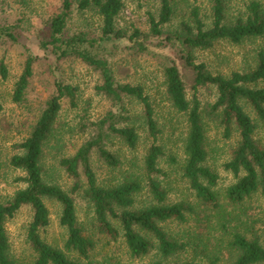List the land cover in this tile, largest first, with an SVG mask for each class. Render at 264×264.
Returning <instances> with one entry per match:
<instances>
[{"label":"trees","instance_id":"16d2710c","mask_svg":"<svg viewBox=\"0 0 264 264\" xmlns=\"http://www.w3.org/2000/svg\"><path fill=\"white\" fill-rule=\"evenodd\" d=\"M210 2L211 22L208 26L201 18L198 8L193 7L190 13L192 23L182 22L179 30L172 34L163 30V26L168 24L172 17V0H158L157 16L151 12L147 13L149 36L152 39H161L165 44L173 42L177 45L182 63L192 75L194 92L206 84L216 88L217 98L212 107L219 108L225 137H229L233 129L238 133V140L230 158L222 164L223 169L230 173L234 180L220 188L218 173L206 164L205 122L199 102L195 96L191 100L187 99L178 66L171 62L164 67L166 96L174 109L186 118L187 132L183 141L181 174L194 192L196 202L201 206L210 205L213 209V213L206 216L207 227L212 229L215 226L210 225L212 222L218 225L219 235L213 242L212 249L208 251L209 246L205 244L202 251L197 252L194 257L203 259V255L211 258L210 261L215 264L220 261L222 251L226 247L230 249L229 255L233 258L230 264H264V240L262 241L256 233L247 236L239 227H231V224L238 220L239 214L229 209H238L256 194L264 195V145H260L255 139L257 123L244 109V104L252 108L260 127L264 130V85H259L264 82V50L257 51L253 69L244 72L233 71L228 76L211 73L206 64L197 62L193 55L194 50L209 49L219 40L240 44L246 39L264 36V7L260 1L251 0L246 5L243 17L227 22L224 0ZM74 3L79 10L89 9L97 13L101 20V40L108 41L124 37V33L116 25L123 2L61 0L60 11L49 20V40L42 44L44 49L51 46L56 57L73 54L99 70L103 82L98 88L116 105L117 112L96 123L94 135L72 156L59 159L60 166L75 179L72 191L80 189L81 175L84 177V193L92 206L94 231L90 232L78 221L71 194L44 179V147L53 133L56 118L61 110V101L68 98L74 103L76 97L74 86L56 79L55 92L46 101L30 134L18 145L20 152L10 158V164L24 172L21 180L25 186L18 189L6 203L0 202V264H18L12 257L5 224L23 205L32 208V219L26 231V241L33 251L30 264H82L83 260L91 264L100 234L110 238L107 244L109 241L115 243L121 238L127 255L132 259H141L150 253L151 249H156L158 259L150 264H169L165 261L176 256L189 243L177 241L169 236L160 223L169 220L185 223L189 217L196 218L200 211L193 204L185 202L166 203L167 189L154 176H166L159 165L165 153L159 143L160 129L150 97L141 85L115 82L107 62L96 58L84 46L88 41L83 35L65 36L66 22ZM16 28L17 25L13 24L0 26V42L2 39L17 41ZM129 38H134L135 41L141 38L138 42L142 46L146 36L141 35L139 30H134ZM26 51L24 67L12 93L14 101L22 99L32 75L35 57ZM0 70L1 75L5 77L7 71L4 63L0 65ZM126 99L136 101L141 110L131 113L125 103ZM143 132L151 139L142 158L144 172L139 175L133 170H128L116 184L100 185L91 166V152L96 150L108 165L116 167L120 163L119 158L107 150L106 139L115 135L130 150H136ZM168 161L176 162L173 157H168ZM143 190H146V195L143 196L142 204L137 205L136 199ZM45 199L54 200L61 205L59 224L67 233L63 249L47 243L42 236L49 224ZM221 199L223 203L220 202ZM111 219L118 223V227ZM248 229L252 228L249 226ZM195 242L196 247L202 244ZM170 264H201V261L193 258Z\"/></svg>","mask_w":264,"mask_h":264},{"label":"rangeland","instance_id":"374dc122","mask_svg":"<svg viewBox=\"0 0 264 264\" xmlns=\"http://www.w3.org/2000/svg\"><path fill=\"white\" fill-rule=\"evenodd\" d=\"M250 1L224 0L225 20L231 22L237 17H243L246 13V5ZM258 1L264 7V0ZM122 2L123 7L116 19V25L124 33V37L108 41L101 40L100 17L93 10H79L76 3L73 4L72 12L67 19L65 36L83 35L88 41L84 46L96 58L107 62L115 82L141 85L150 97L160 129L159 143L165 153L159 165L166 176H154L167 189L166 203L185 202L193 204L200 211L196 218L189 217L185 223L175 220L160 223L169 236L177 241L189 243L176 256L164 261L170 264L174 261L183 262L185 259L195 258L200 260L201 264H212L211 258L203 257V255V259L194 257L197 252L202 251L205 244L209 246L208 251L212 249L213 242L219 235L218 225L212 222L210 225L215 226L212 229L207 227L206 216L211 215L213 209L210 205L201 206L196 202L194 192L181 174L183 141L187 132L186 118L184 114L174 109L166 96L164 67L174 62L179 68L187 99L191 100L195 96L199 102L205 122L206 164L218 173L220 188L234 180L232 175L223 169L222 164L230 158L238 140V133L233 129L231 135L225 137L219 108L212 107L217 98L214 85L200 86L194 92L192 75L183 65L177 45L173 42L165 44L161 39H152L149 36L147 13L151 12L157 16L158 0H122ZM60 7L61 0H0V26L17 25L18 37L15 42L8 39H2L0 42V65L4 63L7 71L4 77L0 70V104L2 106L0 110V202L6 203L18 189L25 186L24 181L21 180L24 172L13 167L10 164V158L20 152L18 145L30 134L46 101L55 92V80L59 79L76 88V97L74 103H71L68 98L61 101V110L56 118L53 133L44 147L42 157L44 179L71 194L78 221L87 230L93 232L92 206L84 193V177L81 175L80 189L72 191L75 179L60 166L59 159L72 156L85 141L94 135L96 123L107 115L116 113L117 110L113 100L98 88L103 82L99 70L76 55L56 57L51 46L48 49L42 47V44L49 40L50 17L57 14ZM172 7L171 20L163 26L165 33L176 32L182 22L192 23L190 13L193 7L198 8L207 26L211 22L210 0H172ZM134 30H139L141 35L146 36L142 46L138 42L141 38L138 41L129 38ZM25 49L35 57L32 75L22 99L14 101L12 93L27 57ZM259 49L264 50V36L246 39L240 44L219 40L209 49L194 50L193 55L197 62H204L211 73L228 76L233 71L244 72L253 69ZM259 85H264V82ZM125 103L131 113L141 110V106L136 101L126 99ZM244 109L257 123L255 139L260 145H264V130L260 127L255 113L248 104H244ZM150 143L151 139L143 132L138 148L130 150L117 136H109L105 141L106 148L119 158L120 163L112 167L98 155L96 150H93L90 162L98 183L102 186L114 185L128 170L141 175L144 172L142 158ZM168 157H173L176 162L170 163ZM144 195L146 190H143L136 199L137 205L142 204ZM44 202L49 211V224L42 236L47 243L63 249L67 233L59 224L61 205L51 199H45ZM220 202L223 203V200L221 199ZM229 209L239 214L238 220L233 222L231 227H239L240 231L247 236L256 233L260 235L262 241L264 240V195L256 194L238 209L233 207ZM31 219L32 208L29 205H23L5 224L12 257L18 264H30L33 259V251L26 241V231ZM111 220L118 227V223ZM249 226L252 229H248ZM98 237L100 241L94 251L91 264H150L158 259L155 254L156 249H151L150 253L141 259H132L127 255L121 238L115 243L109 241L110 243L107 244L109 237L103 234ZM195 241L202 244L196 247ZM224 246L227 245L224 244ZM229 251L230 249L225 247L220 261L215 264H230L233 258L229 255ZM208 254L213 255L212 252ZM82 264H87L86 260H83Z\"/></svg>","mask_w":264,"mask_h":264}]
</instances>
